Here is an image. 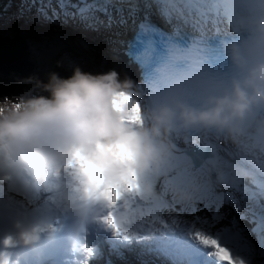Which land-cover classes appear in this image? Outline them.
<instances>
[{"label": "clouds", "instance_id": "obj_1", "mask_svg": "<svg viewBox=\"0 0 264 264\" xmlns=\"http://www.w3.org/2000/svg\"><path fill=\"white\" fill-rule=\"evenodd\" d=\"M231 30L238 38L223 42L227 68L218 86L195 103L173 92L145 109L133 83L115 69L93 74L78 65L67 77L50 72L46 94L3 98L0 186H14L25 175L54 176L62 181V208L82 222H104L111 214L120 225L116 211L121 204L128 208L130 194L158 197L146 178L171 155L178 129L215 130L238 142L247 118L264 107V0H244ZM170 195L178 202L191 198L175 189ZM19 227L24 243L52 229L45 222ZM15 243L11 236L0 238L5 248ZM0 264H9L7 252H0Z\"/></svg>", "mask_w": 264, "mask_h": 264}, {"label": "water", "instance_id": "obj_2", "mask_svg": "<svg viewBox=\"0 0 264 264\" xmlns=\"http://www.w3.org/2000/svg\"><path fill=\"white\" fill-rule=\"evenodd\" d=\"M82 45L72 37L37 32L14 39L0 36V76L12 79L20 87L23 74L56 72L61 77L66 73L57 65L58 56H79Z\"/></svg>", "mask_w": 264, "mask_h": 264}, {"label": "rangeland", "instance_id": "obj_3", "mask_svg": "<svg viewBox=\"0 0 264 264\" xmlns=\"http://www.w3.org/2000/svg\"><path fill=\"white\" fill-rule=\"evenodd\" d=\"M4 20L5 18L0 19V33L5 34V35L10 34L11 38L14 37V34L17 31H20L22 32L23 35H26V34L37 33V32H45L46 30L45 27L34 28L33 24H36V23L31 21L30 19H25L24 21H21L17 25L16 29H14L15 31H11V29L9 30L6 28L5 26L6 24L4 23ZM51 29L57 30L59 29V26L54 25L53 27H51ZM66 30L70 32L75 31L77 34L74 39L77 40L79 43L81 42V40H83L85 44L89 45V48H88L89 50H92L94 52L100 51V54H101L100 60L102 61L101 63L96 64V67H104L108 70L112 69L111 68L112 60H111L110 55H108L107 50L110 49V47L116 46V40L114 39L118 35L123 36V32H120L118 35L116 34L115 31L103 32L102 38L98 40L94 37L96 34H100L101 32L93 31L92 26L89 24L76 23V24H73L71 27H67ZM81 32L86 33V35L84 36V34H81ZM81 57H82L81 60L79 57L78 60H73L74 61L73 64H70L66 60L64 61L61 59V58L68 59L69 57L58 56L57 59H60L61 61V63L59 64V67L66 73L67 76H69L71 74V70L73 66L78 65L81 69H83V65H82L83 63H86L88 65V60L83 59L84 56H81ZM104 60H106V63L103 62ZM91 71H92L91 69H88V72H91ZM30 77H36L38 79H43L46 82L48 79V75L41 73V72L26 73V74H23L22 80H21V86L18 87L12 79H6L0 76V102H2L3 98L5 97L15 98V97L23 96L29 91H31L32 94H36V95L45 94V92L42 89L29 85L28 79ZM7 86H10L11 89L6 88ZM181 159L179 162H181ZM178 163L175 168H178Z\"/></svg>", "mask_w": 264, "mask_h": 264}, {"label": "bare ground", "instance_id": "obj_4", "mask_svg": "<svg viewBox=\"0 0 264 264\" xmlns=\"http://www.w3.org/2000/svg\"><path fill=\"white\" fill-rule=\"evenodd\" d=\"M45 32H52V33H58V34H62V35H66V36H69V37H72L73 39L75 38L76 36V32H70V31H67L65 29H57V30H48V31H45ZM81 34H84V36L86 35V33L84 32H81ZM107 35V34H106ZM0 36L4 39H14V38H17V37H20V36H23L22 32L20 31H17L15 34H14V37L11 38L10 37V34L7 36L5 34H1L0 33ZM121 36L118 35L114 40H116V46H113V47H110V49L107 50V53L108 55H110L111 57V68L112 69H115L117 72H120L122 71L123 69L125 68H129L130 66L121 58V46H122V43H121V40H120ZM81 45L85 44L83 40H81L80 42ZM81 56H84V50L82 51V53L79 55V56H65V57H69L68 59H64V58H61L62 60H66L68 63L70 64H73L74 61L73 60H78L79 57ZM103 62L106 63V60H104ZM124 62V63H122ZM205 86V84L203 85ZM187 162V158L186 156H182V159H181V162L178 163V168H175V173H180L181 169L183 168V166L185 165V163ZM203 166H199L198 169H202Z\"/></svg>", "mask_w": 264, "mask_h": 264}, {"label": "snow or ice", "instance_id": "obj_5", "mask_svg": "<svg viewBox=\"0 0 264 264\" xmlns=\"http://www.w3.org/2000/svg\"><path fill=\"white\" fill-rule=\"evenodd\" d=\"M104 222L112 227L117 235H121L120 225L116 223L114 217L110 214L108 217L104 218ZM196 237L207 247H210L214 250V255L220 260L225 262V264H240L239 261L234 260L230 251L219 244V242L212 236L206 235L202 232H197ZM9 240H6L5 243H9Z\"/></svg>", "mask_w": 264, "mask_h": 264}, {"label": "trees", "instance_id": "obj_6", "mask_svg": "<svg viewBox=\"0 0 264 264\" xmlns=\"http://www.w3.org/2000/svg\"><path fill=\"white\" fill-rule=\"evenodd\" d=\"M7 3H8V1L7 0H0V16L1 15H4V14H6V13H8L10 10H8V8H7ZM19 17L20 16H23V14L21 13V12H18V13H16ZM36 79V80H35ZM28 82H29V85H31V86H35V87H38V88H40V89H42L43 90V85L45 84V83H47L46 81H44L43 79H38V78H36V77H30L29 79H28ZM6 88H8V89H11V87L10 86H7ZM46 94V93H45Z\"/></svg>", "mask_w": 264, "mask_h": 264}]
</instances>
